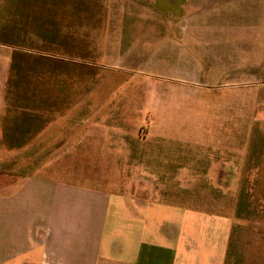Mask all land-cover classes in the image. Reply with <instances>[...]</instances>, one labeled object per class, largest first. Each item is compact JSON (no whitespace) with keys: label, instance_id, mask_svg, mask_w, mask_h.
I'll list each match as a JSON object with an SVG mask.
<instances>
[{"label":"rangeland","instance_id":"rangeland-1","mask_svg":"<svg viewBox=\"0 0 264 264\" xmlns=\"http://www.w3.org/2000/svg\"><path fill=\"white\" fill-rule=\"evenodd\" d=\"M206 8L192 2L195 37ZM182 16L181 0H0V123L13 122L0 196L34 176L135 193L142 175L122 163V137L132 152L175 140L205 177L169 185L190 195L175 203L232 213L228 264H264V73L242 55L238 73H198ZM168 127L185 134L157 136Z\"/></svg>","mask_w":264,"mask_h":264},{"label":"crops","instance_id":"crops-1","mask_svg":"<svg viewBox=\"0 0 264 264\" xmlns=\"http://www.w3.org/2000/svg\"><path fill=\"white\" fill-rule=\"evenodd\" d=\"M193 1L181 0L182 34L193 43L185 52L198 53V73H238L239 55L260 67L247 72L264 73V0H199L200 8L213 3L214 10L211 14L206 8L204 19L199 17L198 37L189 13ZM12 127L13 122L5 128L0 123V136ZM158 131L163 138L185 134L175 135L169 127ZM173 141L132 152L122 137V163L133 161L142 175L135 193L110 194L34 176L0 196V264H228L233 215L175 203L189 202L190 195L175 196L169 185L189 191L191 183L205 177L192 169L189 149L169 146ZM213 179L237 180L232 174Z\"/></svg>","mask_w":264,"mask_h":264}]
</instances>
